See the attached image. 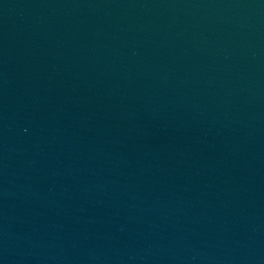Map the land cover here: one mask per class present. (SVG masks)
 <instances>
[{
    "label": "water",
    "instance_id": "1",
    "mask_svg": "<svg viewBox=\"0 0 264 264\" xmlns=\"http://www.w3.org/2000/svg\"><path fill=\"white\" fill-rule=\"evenodd\" d=\"M0 264H264V0H0Z\"/></svg>",
    "mask_w": 264,
    "mask_h": 264
}]
</instances>
